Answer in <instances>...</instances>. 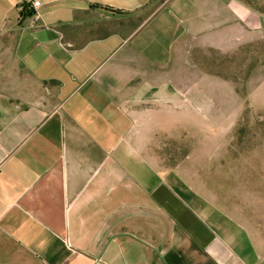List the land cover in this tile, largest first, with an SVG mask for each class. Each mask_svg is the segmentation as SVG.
<instances>
[{
	"label": "crops",
	"instance_id": "0c3cea01",
	"mask_svg": "<svg viewBox=\"0 0 264 264\" xmlns=\"http://www.w3.org/2000/svg\"><path fill=\"white\" fill-rule=\"evenodd\" d=\"M39 1L20 16L30 0H0V264H264L262 225L234 217L248 194L262 198L248 179L182 173L185 157L156 155L167 143L153 141L184 131L169 78L180 42L263 37L264 10ZM232 143L256 151L242 164L264 163L263 134Z\"/></svg>",
	"mask_w": 264,
	"mask_h": 264
},
{
	"label": "rangeland",
	"instance_id": "374dc122",
	"mask_svg": "<svg viewBox=\"0 0 264 264\" xmlns=\"http://www.w3.org/2000/svg\"><path fill=\"white\" fill-rule=\"evenodd\" d=\"M246 1L264 10V0ZM169 78L184 95V131L179 127L178 134L169 127L168 133L154 135V145L167 143L154 153L172 161L185 157L179 167L185 174H206L216 168L231 181L240 174L248 179L249 193L254 191L263 199L248 194L245 211L234 217L244 225H262L259 231L264 240V179L256 180L264 175V163L242 164V157H255L256 151H244L232 143L241 136L255 141L258 132L264 136V113L258 112L264 110V36L245 43L223 37H186L174 52ZM225 158L238 160L229 167ZM215 162L217 167L212 166Z\"/></svg>",
	"mask_w": 264,
	"mask_h": 264
},
{
	"label": "trees",
	"instance_id": "16d2710c",
	"mask_svg": "<svg viewBox=\"0 0 264 264\" xmlns=\"http://www.w3.org/2000/svg\"><path fill=\"white\" fill-rule=\"evenodd\" d=\"M31 7L32 5H28L26 3H23L21 5V11H20V16H26V15H29L31 14Z\"/></svg>",
	"mask_w": 264,
	"mask_h": 264
},
{
	"label": "built area",
	"instance_id": "2783aa9c",
	"mask_svg": "<svg viewBox=\"0 0 264 264\" xmlns=\"http://www.w3.org/2000/svg\"><path fill=\"white\" fill-rule=\"evenodd\" d=\"M31 2V5L32 7H37L39 4H40V1L39 0H30Z\"/></svg>",
	"mask_w": 264,
	"mask_h": 264
}]
</instances>
